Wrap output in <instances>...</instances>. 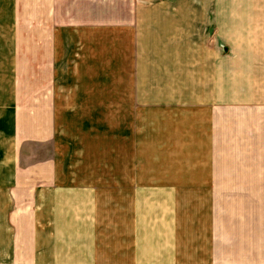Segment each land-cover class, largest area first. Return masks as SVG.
<instances>
[{"label":"rangeland","instance_id":"rangeland-1","mask_svg":"<svg viewBox=\"0 0 264 264\" xmlns=\"http://www.w3.org/2000/svg\"><path fill=\"white\" fill-rule=\"evenodd\" d=\"M24 1L36 14L40 0ZM185 1L54 0L57 65L35 63L22 80V176L98 192L88 214L78 208L77 232L73 210L62 220L59 248L35 232L18 258L0 248V264H102L88 262L118 253L120 264H264V71L246 50L258 42H238L233 56L229 41L211 46L243 72L208 105L215 57ZM47 25L0 34L22 31L31 51L48 50ZM10 43L0 35L1 49Z\"/></svg>","mask_w":264,"mask_h":264},{"label":"crops","instance_id":"crops-1","mask_svg":"<svg viewBox=\"0 0 264 264\" xmlns=\"http://www.w3.org/2000/svg\"><path fill=\"white\" fill-rule=\"evenodd\" d=\"M185 2L189 5V13H184L185 19L192 21V18H196L205 26L204 34L207 37L204 42L205 55L210 53L215 57L214 65L207 64L208 70L213 74L211 83L213 95H209L205 103L216 105L221 102V91L218 92V87L223 83H228L223 87H231V83L239 80L236 72L243 71L240 68L232 69L231 60L223 66L221 51L214 48L215 50L210 52L211 46L229 41L230 56H233L235 54L232 50H237L238 53L244 51L242 47H238V42H258L253 48L246 50L248 55L255 56L254 66L264 71V0H197L196 6L194 4L191 6L189 0ZM53 7L54 0H44V2L40 0L37 3L36 14L30 15L33 6H29L24 0H0V25L12 26L17 31V26L24 22H27V25L36 22L44 26H48L47 24L56 26L59 20H57V10ZM190 8H193V12H190ZM166 21L171 23L173 20L167 17ZM50 28L53 30L50 34L52 38L48 36L47 43L41 46L48 47V50L31 51L28 33L11 31L0 34L7 35L8 41H11L7 49L0 47V116H2L0 119V248H5L7 257L15 255V258H18L22 250L29 249L31 234L35 232L38 234L36 239L51 245L47 247L53 250L59 248L58 234L62 231V220H65L67 213L71 215L73 210L75 222L71 232H77L78 208L86 210L88 214L94 209V195L98 192L93 186L82 187L69 182L62 183V178L59 176L54 178L22 176L20 162V153H22L20 139L24 132L21 128L24 117L20 112L24 86L22 80L28 79L35 71L31 69L35 63L43 67V71H49L57 65L58 54L55 50L51 52L50 43L56 41V34L61 28L57 26ZM36 39L42 40L37 37ZM20 41H23L25 48L20 47ZM198 73L199 81L202 82V72L198 70ZM258 79L252 76L249 81L257 83L255 81ZM261 99L264 104V98ZM14 101L18 106L16 112L13 107ZM15 121L17 128L14 129ZM8 126L11 130L10 137L7 132ZM54 127L53 124L51 130L43 131L42 135L49 138L55 132ZM32 215L37 216L36 223H33ZM41 233L46 234L45 237H41ZM16 249L19 250L14 251ZM49 255L55 257L56 252ZM123 256L125 254L118 253L109 256V260L88 263L120 264L124 263L121 260L124 259ZM137 263L139 262L132 260L126 264Z\"/></svg>","mask_w":264,"mask_h":264}]
</instances>
